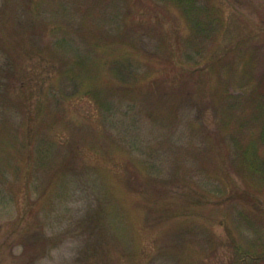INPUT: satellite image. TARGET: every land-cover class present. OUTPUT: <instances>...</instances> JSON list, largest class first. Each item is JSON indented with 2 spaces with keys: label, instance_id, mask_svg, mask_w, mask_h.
I'll list each match as a JSON object with an SVG mask.
<instances>
[{
  "label": "rangeland",
  "instance_id": "374dc122",
  "mask_svg": "<svg viewBox=\"0 0 264 264\" xmlns=\"http://www.w3.org/2000/svg\"><path fill=\"white\" fill-rule=\"evenodd\" d=\"M176 2L0 0V264H264V0Z\"/></svg>",
  "mask_w": 264,
  "mask_h": 264
},
{
  "label": "trees",
  "instance_id": "16d2710c",
  "mask_svg": "<svg viewBox=\"0 0 264 264\" xmlns=\"http://www.w3.org/2000/svg\"><path fill=\"white\" fill-rule=\"evenodd\" d=\"M174 1H177V0H174ZM187 1H189V0H178V2H176V3L180 7H183L182 6L183 3H186V6L184 7V9L188 10V12H191L192 10H190L188 8L189 5L187 4ZM196 11H198V9H196ZM196 20L199 21V14L196 15ZM218 21H219L218 19H217V21L215 20L216 25H218ZM201 24H202V22H201ZM210 25L211 24L208 25V23H206V28L210 27ZM199 27H200V24L198 22H196V27H194V30L199 29ZM212 27H213V25H212ZM208 31L209 30L207 29V32ZM36 51H37V49L33 51V48H30L29 55L32 57V55L34 53H36ZM212 63L214 64V62H212ZM210 64L208 63V65H210ZM197 105H198V103H197ZM258 118L259 117H257L256 119H258ZM199 120L200 121H196V122L200 123L199 125H196V133L198 130L199 131L204 130L207 132L206 133L207 138L208 137L209 138H208L206 148L204 147V151L206 154H208V152H210V155H211V154H213L212 153V151L214 150L213 145L215 143L213 141L211 143L210 135L214 136V140H219V142H217V143L223 144L224 139L222 140V136L225 133H220L219 129L216 130L219 134H216L215 132L210 131V130H212L210 128V126L211 125L213 126V124L215 122H212L209 120V118H206L205 114H200ZM223 124L225 125V121L223 122ZM260 125H262V126L259 127V130H260L259 133L262 132V135L261 134H260V136L258 135V143H257L258 148L264 147V123H263V121ZM213 129H216V128L214 127ZM233 143L235 144V149H233L231 151L229 157H232V159L239 157L240 159L237 160L236 166L234 165L232 168H233V170H235L238 173L239 177H241V179L243 180V183L245 184L246 187L235 188L232 196H234V199L239 201L240 203H250L251 208H254V206H256L257 207L256 209H258L259 212L264 214V199L263 198L261 199L258 197V196H262V194H264L263 193L264 191L262 190V186L264 185V159L260 158L261 156L260 155L258 156L256 154V151L254 150V148H256V147L252 146L253 143L249 142L248 144H246L247 146L245 148L239 146V148L241 149V152H238L236 140H233ZM253 150H254V152H253ZM226 158H227V156H226ZM234 164H235V162H234ZM250 179L253 180L252 181L253 183L250 181Z\"/></svg>",
  "mask_w": 264,
  "mask_h": 264
}]
</instances>
